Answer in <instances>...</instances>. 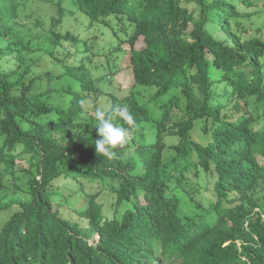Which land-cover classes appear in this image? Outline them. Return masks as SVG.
<instances>
[{"label":"trees","instance_id":"trees-1","mask_svg":"<svg viewBox=\"0 0 264 264\" xmlns=\"http://www.w3.org/2000/svg\"><path fill=\"white\" fill-rule=\"evenodd\" d=\"M111 17L132 28L121 99L86 38ZM103 94L136 121L114 159ZM263 159L264 0H0V264H264Z\"/></svg>","mask_w":264,"mask_h":264},{"label":"rangeland","instance_id":"rangeland-1","mask_svg":"<svg viewBox=\"0 0 264 264\" xmlns=\"http://www.w3.org/2000/svg\"><path fill=\"white\" fill-rule=\"evenodd\" d=\"M261 11V15H263L262 13V7L256 8L255 10H250L248 12H256V11ZM37 13L47 19L49 10L45 7V6H40L37 10ZM259 15V14H258ZM78 16V15H77ZM74 18V17H70ZM83 18V22L86 24L88 23L87 19H84V16H82ZM114 20L113 17L109 18L108 20ZM78 22H72L69 26V28L71 30H75V29H79L78 28V24H79V19H77ZM254 21L257 22V24H261L260 22L262 21L261 18L257 17V15L255 14L254 16ZM116 33V39L115 36L113 35L114 33ZM132 34V28L127 25L126 22L124 23H119L117 21H110V27L109 26H104L101 25L98 29L94 28L91 29L88 33H87V39H91V40H95L96 44H95V48H92V51L94 54V59L90 58V60H94L96 61L97 64H105L104 69H102V72L105 74H108L107 76H105V79H103L102 81H100L98 83V87L101 88L107 95H113L116 98H123L126 96V94L128 93L129 89L133 86V77H132V72L131 69L128 66V60H127V52L129 51V46L125 43V41L122 40L128 38L129 36H131ZM95 38V39H93ZM141 42H138L136 47H140ZM120 46L122 52L124 53H120L117 55H114L113 57H109V60L111 62V64L113 65H109L107 66V63H105L106 58L109 56V51L111 48H115ZM107 48H109L107 50ZM111 53V52H110ZM86 54L84 53L83 56H85ZM85 61L88 62L89 60H87V58H85ZM136 91L138 92L136 95V97L138 98V100L140 102H145L148 100V98L153 94L154 88L152 87H142V86H137ZM103 94L102 96H100L99 98V108L101 109H108L111 105L110 100L108 101L106 99L107 95ZM162 99H166V97L162 98ZM264 162V159L262 160ZM210 183L207 184L208 185V189L207 190H203L202 191V198L204 201H206L209 197V190H211V186ZM200 184H204L203 180H200ZM104 207V210L108 208V206L110 205L111 201V197L109 196H102L99 199ZM195 211H198V209L194 208L192 204L185 202L182 208V212L183 214H190L193 213ZM13 212V209L10 210V212L8 213H0V227L1 225H3V223L6 221V219L8 218V216ZM94 239H97V236H95Z\"/></svg>","mask_w":264,"mask_h":264},{"label":"clouds","instance_id":"clouds-1","mask_svg":"<svg viewBox=\"0 0 264 264\" xmlns=\"http://www.w3.org/2000/svg\"><path fill=\"white\" fill-rule=\"evenodd\" d=\"M95 120L98 139L94 148L97 154L108 159L116 158V149L124 146L129 139L130 128L135 127L136 121L127 106L114 105L108 109L95 108ZM118 120L127 123L124 127Z\"/></svg>","mask_w":264,"mask_h":264}]
</instances>
